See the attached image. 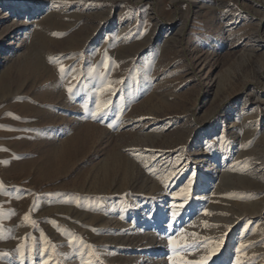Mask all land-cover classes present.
Wrapping results in <instances>:
<instances>
[{"label": "rangeland", "instance_id": "1", "mask_svg": "<svg viewBox=\"0 0 264 264\" xmlns=\"http://www.w3.org/2000/svg\"><path fill=\"white\" fill-rule=\"evenodd\" d=\"M189 261L264 264V0H0V264Z\"/></svg>", "mask_w": 264, "mask_h": 264}, {"label": "snow or ice", "instance_id": "2", "mask_svg": "<svg viewBox=\"0 0 264 264\" xmlns=\"http://www.w3.org/2000/svg\"><path fill=\"white\" fill-rule=\"evenodd\" d=\"M63 71H64L63 66H61V72H63ZM69 92H71V89H69ZM25 219H28V217L26 216ZM186 264H193V262L189 261V262H186Z\"/></svg>", "mask_w": 264, "mask_h": 264}, {"label": "bare ground", "instance_id": "3", "mask_svg": "<svg viewBox=\"0 0 264 264\" xmlns=\"http://www.w3.org/2000/svg\"><path fill=\"white\" fill-rule=\"evenodd\" d=\"M146 154V153H145ZM145 160H142V162H144ZM145 163V162H144ZM154 232V231H153Z\"/></svg>", "mask_w": 264, "mask_h": 264}]
</instances>
